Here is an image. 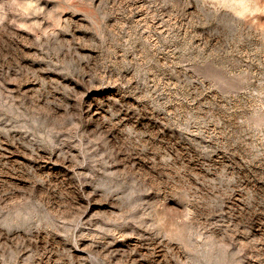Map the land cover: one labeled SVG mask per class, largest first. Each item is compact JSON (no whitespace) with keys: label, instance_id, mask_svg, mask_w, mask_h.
<instances>
[{"label":"rangeland","instance_id":"rangeland-1","mask_svg":"<svg viewBox=\"0 0 264 264\" xmlns=\"http://www.w3.org/2000/svg\"><path fill=\"white\" fill-rule=\"evenodd\" d=\"M0 264H264V0H0Z\"/></svg>","mask_w":264,"mask_h":264}]
</instances>
